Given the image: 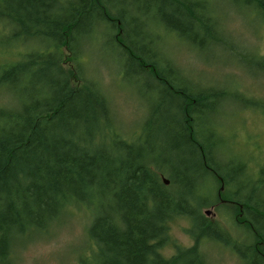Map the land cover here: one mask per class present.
<instances>
[{
    "label": "trees",
    "instance_id": "obj_1",
    "mask_svg": "<svg viewBox=\"0 0 264 264\" xmlns=\"http://www.w3.org/2000/svg\"><path fill=\"white\" fill-rule=\"evenodd\" d=\"M217 1L0 0V52L20 47L17 59L0 57V264H11L17 247L70 207L89 213L91 264H207L196 245L160 253L165 222L177 215L192 219L195 235L264 264V169L253 178L244 160L224 158L207 120L230 92L192 88L161 50L165 34L195 48L221 46L225 12ZM221 3L236 13L239 4L251 7L264 22V0ZM100 40L115 75L154 80L158 102L136 137L120 132L100 75L81 57ZM257 64L264 74V57ZM245 105L264 113L261 102ZM196 177L205 178L207 194ZM211 177L220 182L217 195L238 206L248 244L197 212L212 201Z\"/></svg>",
    "mask_w": 264,
    "mask_h": 264
},
{
    "label": "rangeland",
    "instance_id": "obj_2",
    "mask_svg": "<svg viewBox=\"0 0 264 264\" xmlns=\"http://www.w3.org/2000/svg\"><path fill=\"white\" fill-rule=\"evenodd\" d=\"M221 4V0L214 3L217 12L221 9L225 12L221 24L226 41H222L221 46L214 42L206 48H195L171 34H165L161 50L192 88L219 87L230 92L220 102L218 110L207 116V120L215 122L214 138L218 150L222 155L225 154L224 158L233 163H239V159L244 160L247 167L257 172L253 176L256 178L260 176L257 168L262 166L264 169V113L258 107L246 106L245 103L246 100H254L264 105V74L257 64L259 58L264 57V22L253 16L254 9L251 7L239 4L238 9L241 11L236 13L233 11L237 7L227 5V8ZM100 41L95 45L101 43L97 49H86L81 57L88 61L87 65H91L90 73L100 75L120 125V132L129 138L136 137L141 133L147 107L158 102L157 89L152 88L154 80L150 73L147 74L148 83L136 78L134 74L123 78L115 75L109 46ZM18 47L6 48L7 54L10 53L9 49L14 52L11 56L0 52V57L4 56L1 59H17ZM64 53L67 52L64 50ZM115 58L113 56L112 59ZM241 99L246 100L241 103ZM161 117L165 119L164 112H161ZM205 184L204 177H196L195 187L202 195L209 192ZM210 184L214 191V196L209 195L212 201L196 208L197 212L206 223L214 224L227 231L235 240L240 242L241 239L243 244H248L249 236L239 232L243 222L237 215L238 206L229 202L222 193L217 195L220 186L218 179L211 177ZM248 188L247 184L244 192ZM206 210H209L208 214H205ZM88 221L86 208L70 207L55 224L17 247L11 264H91L96 245L87 234ZM165 223V239L159 248L165 257L174 255L178 248L187 249L196 245L207 264H251L248 256L241 259L223 243L192 233L193 221L188 216H171Z\"/></svg>",
    "mask_w": 264,
    "mask_h": 264
},
{
    "label": "water",
    "instance_id": "obj_3",
    "mask_svg": "<svg viewBox=\"0 0 264 264\" xmlns=\"http://www.w3.org/2000/svg\"><path fill=\"white\" fill-rule=\"evenodd\" d=\"M162 180H163V182H164L165 184L168 183V179H166V178L163 177V176H162ZM208 213H209V210H206V211H205V214H208Z\"/></svg>",
    "mask_w": 264,
    "mask_h": 264
}]
</instances>
